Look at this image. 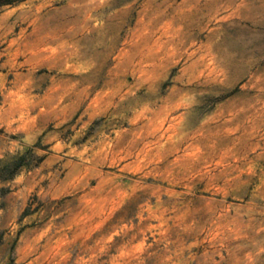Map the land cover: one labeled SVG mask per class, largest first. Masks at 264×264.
<instances>
[{
    "label": "rangeland",
    "instance_id": "obj_1",
    "mask_svg": "<svg viewBox=\"0 0 264 264\" xmlns=\"http://www.w3.org/2000/svg\"><path fill=\"white\" fill-rule=\"evenodd\" d=\"M8 1L0 264H264V0Z\"/></svg>",
    "mask_w": 264,
    "mask_h": 264
},
{
    "label": "trees",
    "instance_id": "obj_2",
    "mask_svg": "<svg viewBox=\"0 0 264 264\" xmlns=\"http://www.w3.org/2000/svg\"><path fill=\"white\" fill-rule=\"evenodd\" d=\"M8 0H2L0 1V3H8ZM25 158V153L21 154L18 158H16L13 162H12V166L15 168L17 166H19V164H21L22 160H24ZM9 164H5L3 165V168H8Z\"/></svg>",
    "mask_w": 264,
    "mask_h": 264
}]
</instances>
